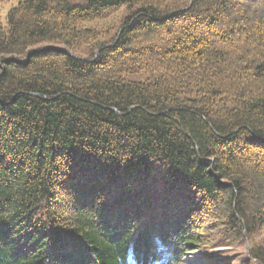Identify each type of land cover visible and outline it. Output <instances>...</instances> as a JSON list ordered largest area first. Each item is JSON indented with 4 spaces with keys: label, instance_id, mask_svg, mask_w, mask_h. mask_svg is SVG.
I'll return each instance as SVG.
<instances>
[{
    "label": "trees",
    "instance_id": "obj_1",
    "mask_svg": "<svg viewBox=\"0 0 264 264\" xmlns=\"http://www.w3.org/2000/svg\"><path fill=\"white\" fill-rule=\"evenodd\" d=\"M0 264H264V0L0 15Z\"/></svg>",
    "mask_w": 264,
    "mask_h": 264
},
{
    "label": "rangeland",
    "instance_id": "obj_2",
    "mask_svg": "<svg viewBox=\"0 0 264 264\" xmlns=\"http://www.w3.org/2000/svg\"><path fill=\"white\" fill-rule=\"evenodd\" d=\"M16 4V0H12L10 2L6 1L4 4L1 5L0 7V15L2 16L3 19V23H6V18H7V13L8 11L11 9L12 6H14ZM123 12L122 14L116 15L115 17L103 21V22H92V23H87L85 24L86 28L89 29H95L98 30L102 33L101 39H109L112 36H114V34L118 31V29L120 28V25L122 23L123 20ZM259 238H257L258 241ZM253 243V242H252ZM249 246V243H247V249ZM217 252V253H216ZM241 248H227V247H223V248H219L216 251H212L211 254H214V258L217 261H224L225 259H235L237 256H239V254H241ZM206 253H204L202 250H197L194 253L193 257H189L188 261H193L194 259L198 260V262H200L203 259V256ZM225 260V261H226ZM201 263V262H200Z\"/></svg>",
    "mask_w": 264,
    "mask_h": 264
},
{
    "label": "bare ground",
    "instance_id": "obj_3",
    "mask_svg": "<svg viewBox=\"0 0 264 264\" xmlns=\"http://www.w3.org/2000/svg\"><path fill=\"white\" fill-rule=\"evenodd\" d=\"M157 180V179H156ZM150 182V181H149ZM184 188V187H183ZM185 191V190H184ZM183 192V191H182ZM122 193V192H121ZM116 194V193H115ZM145 194V192H144ZM160 195V194H159ZM164 196V195H163ZM120 198V197H119ZM164 198V197H163ZM130 199V198H129ZM138 200V199H137ZM146 202V201H145ZM135 203V202H134ZM123 205V204H122ZM167 205V204H166ZM134 207V206H133ZM130 209V208H129ZM174 210V209H173ZM142 211V210H141ZM134 212V211H133ZM148 213V212H147ZM154 214V213H153ZM50 218V217H49ZM114 219V218H113ZM130 232V231H129ZM128 249V248H127ZM235 249V248H234ZM157 250V249H156ZM217 253V252H216ZM39 255V254H38Z\"/></svg>",
    "mask_w": 264,
    "mask_h": 264
},
{
    "label": "water",
    "instance_id": "obj_4",
    "mask_svg": "<svg viewBox=\"0 0 264 264\" xmlns=\"http://www.w3.org/2000/svg\"><path fill=\"white\" fill-rule=\"evenodd\" d=\"M115 111H117V110H115ZM248 250H249V247H248Z\"/></svg>",
    "mask_w": 264,
    "mask_h": 264
}]
</instances>
